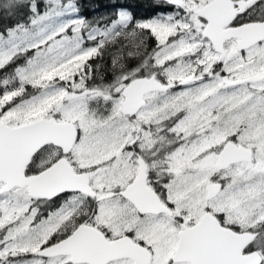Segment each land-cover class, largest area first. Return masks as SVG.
<instances>
[{"label": "snow or ice", "instance_id": "obj_1", "mask_svg": "<svg viewBox=\"0 0 264 264\" xmlns=\"http://www.w3.org/2000/svg\"><path fill=\"white\" fill-rule=\"evenodd\" d=\"M0 264H264V0H0Z\"/></svg>", "mask_w": 264, "mask_h": 264}]
</instances>
